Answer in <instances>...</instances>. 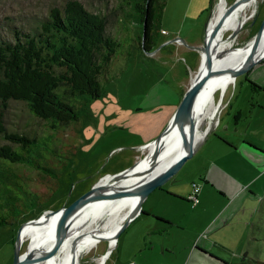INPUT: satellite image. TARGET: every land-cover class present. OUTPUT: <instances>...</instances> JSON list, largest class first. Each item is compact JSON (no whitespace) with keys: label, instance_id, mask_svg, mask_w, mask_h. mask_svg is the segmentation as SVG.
Here are the masks:
<instances>
[{"label":"rangeland","instance_id":"374dc122","mask_svg":"<svg viewBox=\"0 0 264 264\" xmlns=\"http://www.w3.org/2000/svg\"><path fill=\"white\" fill-rule=\"evenodd\" d=\"M66 1L0 0V40H14L15 32L32 30L51 7L62 8ZM79 1L90 11L106 14L107 33L122 37L138 36L135 26H131V23L125 25L120 20L121 9L117 7L120 0ZM165 1L160 29L155 43L150 44L151 50L148 52L139 48L132 40L125 45L121 43L108 70V76L113 77L103 85L101 95L91 101L90 117L83 129L74 134L73 124L61 127V142L77 146L73 164L61 190L51 199L29 212L22 222L0 225V264H12L14 240L22 223L39 217L47 210L70 204L100 177L112 173L117 162L115 157L124 149L125 143L139 140L147 143V128H144L143 123L155 111L166 107L170 109L168 100L179 97L197 74L201 52L192 46L203 43L217 0ZM225 1L228 6L234 0ZM262 18L264 0H256L253 15L231 38L235 39L233 45L247 44ZM231 33V30L227 31L224 36L229 38ZM251 82L264 87V59L246 73L235 77L225 90H216L214 101L218 109L211 120L210 132L202 139L204 142L199 155L191 162L186 160L187 163L163 184V192L159 189L152 192L154 196L150 202L154 209L166 213L175 223H180L169 229L167 237L178 245V254L185 243H190L196 237L204 238L201 232L198 235L203 223L201 218L209 219L221 204L224 203L222 209H225L226 214L223 218L232 217L227 223L219 218L209 231L212 241L217 242L213 252L221 255L219 261L196 260L194 257L201 258L197 254L188 264H264V89L260 90ZM154 101L159 105L135 112L137 105H153L151 103ZM125 112H131V116L122 120L119 117ZM3 113L8 129H26L40 134L47 130L45 122L31 115L22 102L10 101ZM162 120L163 115L158 113V124ZM208 122L206 118L199 129L204 130ZM140 124L143 125L140 127L143 132H139L141 136L138 138L137 133L134 136V131ZM115 146L119 147L113 148ZM142 151L139 158L148 149ZM223 165L229 166L228 169H236L238 176L223 170ZM252 167H256V170H251ZM17 169L21 174L33 175L25 165H19ZM193 183L205 187L203 193H198L200 204L194 207L186 201ZM163 194H173L176 198L165 199ZM177 219H180L179 222ZM28 243V240L21 243L20 253L26 251ZM106 249V241H101L96 248L85 253L80 262L95 264V258ZM126 253L125 248L113 247L103 263L115 264L118 257L124 261ZM209 254L216 257L213 253ZM160 258L157 252L154 253L152 264H161ZM175 258L168 253L163 260L170 262Z\"/></svg>","mask_w":264,"mask_h":264},{"label":"trees","instance_id":"16d2710c","mask_svg":"<svg viewBox=\"0 0 264 264\" xmlns=\"http://www.w3.org/2000/svg\"><path fill=\"white\" fill-rule=\"evenodd\" d=\"M165 2H118L120 20L138 29L136 37L107 33L106 14L67 0L62 8L51 7L32 30L0 40V225L22 222L61 190L77 152L74 143L61 142V127L73 124L74 134L83 129L91 101L113 77L108 70L121 43L132 40L151 50ZM10 101L22 102L43 120L46 132L8 129L3 111ZM19 165L33 175L19 173Z\"/></svg>","mask_w":264,"mask_h":264},{"label":"water","instance_id":"95a60500","mask_svg":"<svg viewBox=\"0 0 264 264\" xmlns=\"http://www.w3.org/2000/svg\"><path fill=\"white\" fill-rule=\"evenodd\" d=\"M242 1L243 0H234L227 6L226 12L235 9ZM221 23L222 22H218V24L214 27L215 32L219 29L220 25H222ZM238 31L239 29L233 30L229 35V38L235 37ZM207 35L206 31L201 45L192 46L193 49L201 52V58L203 55L202 52L205 53V69L202 72L198 71V73L191 80L164 129L153 140L138 147L141 150L148 149V151H146L142 157L138 158L134 163L125 169L100 177L97 182H95L87 191L83 192L76 199H74L70 204L62 205L60 208L55 210L45 211L49 212L50 215H58L55 222L57 235L53 243L48 247L26 249L23 258L21 257L23 254L19 252L22 243L20 236L22 227L27 223L34 222L37 218H33L22 223L17 229L16 238L14 240L12 264H33L35 261L55 254L63 244L76 215L89 204L104 200L135 198V205L129 210L127 218L115 232V241H117V238L128 226L130 221H132L139 214L143 213L142 203L149 196V194L155 189H162V185L175 173H177L187 159L193 156L197 149L200 140L199 138L202 137V135H200L202 130L199 129L195 114V104L201 90L212 76L217 75L222 71L229 73L232 78H235L238 75L246 73L256 63H259L264 59V18H262L259 27L247 43L250 46L248 58L240 65L229 67L222 71L213 68L212 56L210 49L207 46ZM207 130H204V134H206ZM172 131H175L174 133L177 135V147L174 148L172 153H175L170 161L166 162V160H164L166 155H164V163L159 164L156 160H152L151 164H148L146 167L137 171L139 173L137 176H131L128 183H115L116 181L127 178L129 173L145 159H151L152 156L159 154L160 151L163 152V148L166 144L165 138ZM152 146H154L155 150H152ZM162 155L158 157L160 161L162 159ZM107 176H112L113 179L110 178V180L112 179L115 182H101L103 178ZM155 220L159 219L155 218ZM111 250L109 252H111ZM202 251L207 254V251Z\"/></svg>","mask_w":264,"mask_h":264},{"label":"bare ground","instance_id":"6f19581e","mask_svg":"<svg viewBox=\"0 0 264 264\" xmlns=\"http://www.w3.org/2000/svg\"><path fill=\"white\" fill-rule=\"evenodd\" d=\"M255 3L256 0H243L235 9L226 12V1L217 0L216 10L214 11V15L207 29V46L212 56L213 68L222 71L229 67L238 66L248 58L250 52L249 44L234 46L233 43L235 39L228 38L227 36L225 37L224 33L242 27L253 15ZM218 22H222V25H220L219 29L215 32L214 27ZM202 54L198 69L199 72H202L206 65L205 53L202 52ZM233 81L234 78L224 71L212 76L208 80L201 90L195 104V114L198 125L207 118L209 122L205 129L207 130L210 127L211 120L216 115L218 109V104L214 101V94L219 88L225 90L228 87L227 85ZM204 130L200 135L204 134ZM174 132L175 131H172L166 136V144L163 148V152L160 151L159 154H155L151 159H145L129 173L127 178H121L122 180L115 182L112 180V176H107L103 178L101 182H115L116 184L128 183L131 176H137L139 174L137 171L151 164L152 160H156L159 164L164 163L163 157L166 155L164 160H166V162L170 161L175 153L172 152L174 148L177 147V135ZM152 147V150H155L154 146ZM160 155H162L161 161L158 158ZM110 178H112V181ZM135 203V198H123L118 200L97 201L89 204L74 218L70 230L59 250L51 256L35 261L33 264H82V262H80L82 256L96 248L101 241H106L107 249L105 252L99 254L98 257L95 258V261L96 263L105 262L110 253L109 251L116 244L115 232L125 221L129 210L133 208ZM57 217L58 215H50L49 212H44L37 217L34 222L23 225L20 236L22 242L26 240L29 241L27 249L48 247L53 243L57 235V231L55 230ZM22 254L21 257L23 258L25 253Z\"/></svg>","mask_w":264,"mask_h":264},{"label":"crops","instance_id":"0c3cea01","mask_svg":"<svg viewBox=\"0 0 264 264\" xmlns=\"http://www.w3.org/2000/svg\"><path fill=\"white\" fill-rule=\"evenodd\" d=\"M200 43L201 41L198 44ZM262 89H264L263 86L262 88H260V90ZM184 91H182L179 97H175L173 100H168V102L171 105L170 109L167 110V107H166V108H161L159 111H155L152 114V117L148 119L146 123H143L144 128L145 127L147 128L146 135L148 136V139H146V141L149 142L153 140L158 135L157 133L164 126H166L168 120L171 118L172 114L174 113ZM151 104L153 105H150V104L145 105V106L137 105L136 108L138 109H136L135 112L137 113L139 111H142L143 109H148L150 107H155L159 105V104H155V101L152 102ZM130 113L131 112H125L121 114L119 118H121L122 120H126L128 117L131 116ZM158 113L162 114L164 118V120L159 122V124L157 122ZM140 127H143V125L140 124L139 126H137L136 131H134L135 132L134 136H136V133H137V135L139 136L138 138H140L143 132L141 131L142 129ZM144 142L145 141L139 140V141H133L131 143L130 142L125 143L123 145L125 146L124 149H121L119 154L115 157V160L117 162H116V166L113 169L114 171L112 173L119 172L125 169L126 167L130 166L133 162H135L137 158H139V156L142 155L141 153H143L141 149L140 150L138 149V146H141L142 143L144 144ZM203 142L204 140L202 139L199 140L195 153L187 161L191 162L192 159L197 157L196 155H199L198 153H199V150L201 149ZM118 147L119 146H115L113 148H118ZM234 152L236 153V150H234ZM238 159H239V155L237 156V161ZM187 161L185 163H187ZM185 163L182 166H184ZM245 167L248 168L246 164H245ZM223 168H224L223 170H228L229 172L233 173L235 176H238V171L236 169L235 170L228 169L229 166L227 165L226 166L223 165ZM255 168L256 167H252L250 169L254 171L256 170ZM112 173H108V174H112ZM204 178L207 179L205 176ZM206 182L208 181L206 180ZM204 188L205 187L200 185V192L203 193ZM159 191L163 192L162 189L160 188H159ZM171 191H174V190H171ZM152 195L153 194L150 193L149 196L143 201L142 203L143 213L139 214L132 221H130L126 229L122 232V235L120 234L122 239L120 236L117 238V241L114 247L115 248L122 247L123 249L125 248L127 253H126V256L124 257L125 258L124 261L118 257L115 264H152V260H153L152 257L154 256V253L156 252L161 256V258L159 259V262L161 264H182L184 261H186L185 264H188L192 260L193 255L197 256V254H199L201 258L194 257V259L196 260L197 259L200 261L207 260L211 262H215V260L219 261L218 258H220L221 255L213 252L214 245H216L217 242L212 241L213 237L210 236L209 231L211 230V228H213V226L216 224L219 218L222 220V222H225V223H227L230 220V218L232 219L231 216H226L225 218H223V216L226 215L224 214L225 209L224 210L222 209V207L224 206V203L221 204L219 210H217L216 213L213 214L209 219L201 218V220H203V223L201 224L202 227L199 228L198 235H200V232H201V234H204V238L196 237L192 239L190 243L187 242L188 245H186L187 243H185L183 247L182 246L180 247V254H178V245H175L174 242L170 241V239H168L167 237L169 235V229L172 228L174 224H180V223H175L174 219H172L166 213L154 209V207L151 205V202H150V199H152V197L154 196ZM172 195L173 194H167V195L163 194V197L165 199H168V197L170 198L175 197ZM198 204H200V201ZM156 217L160 218L161 220L160 219L155 220ZM179 220L180 219H177L178 222ZM202 250L207 251V254L206 252H203ZM208 252L213 253V255H215L216 257H213ZM168 253L171 257H176V258L172 259L170 262L163 260V258H165L166 255H168Z\"/></svg>","mask_w":264,"mask_h":264},{"label":"built area","instance_id":"2783aa9c","mask_svg":"<svg viewBox=\"0 0 264 264\" xmlns=\"http://www.w3.org/2000/svg\"><path fill=\"white\" fill-rule=\"evenodd\" d=\"M199 191H200V185L198 183H193L192 190L187 196V199L191 203L192 207H194L195 205L199 203V198H198ZM99 264H104V263L102 262Z\"/></svg>","mask_w":264,"mask_h":264},{"label":"flooded vegetation","instance_id":"af4514ba","mask_svg":"<svg viewBox=\"0 0 264 264\" xmlns=\"http://www.w3.org/2000/svg\"><path fill=\"white\" fill-rule=\"evenodd\" d=\"M209 129H210V128H208V130H207L206 134H203V135H202V137H200V138H199L200 140H201V139H203V137H204V136H206V135H207V133H209V132H210V131H209ZM202 131H203V130H202ZM202 131H201V132H202ZM177 172H178V171H177ZM175 174H176V173H175ZM173 176H174V175H173ZM173 176H172V177H173ZM172 177H171V178H172ZM162 186H163V185H162Z\"/></svg>","mask_w":264,"mask_h":264}]
</instances>
